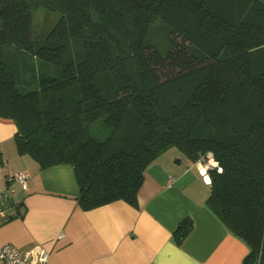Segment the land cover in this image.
I'll list each match as a JSON object with an SVG mask.
<instances>
[{
  "label": "trees",
  "instance_id": "16d2710c",
  "mask_svg": "<svg viewBox=\"0 0 264 264\" xmlns=\"http://www.w3.org/2000/svg\"><path fill=\"white\" fill-rule=\"evenodd\" d=\"M33 7L58 16L44 37ZM9 47L43 69L28 78ZM0 117L20 154L73 166L84 210L135 204L172 147L211 153L206 204L250 246L245 263L264 264V0H0Z\"/></svg>",
  "mask_w": 264,
  "mask_h": 264
},
{
  "label": "crops",
  "instance_id": "0c3cea01",
  "mask_svg": "<svg viewBox=\"0 0 264 264\" xmlns=\"http://www.w3.org/2000/svg\"><path fill=\"white\" fill-rule=\"evenodd\" d=\"M17 132L13 119L0 117V191L9 176L29 174L8 200L9 219H0V246L41 245L50 264H246L250 246L206 204L207 171L180 151L163 153L147 169L135 204L84 210L73 166L41 168L19 153ZM187 218L193 229L178 242L174 232Z\"/></svg>",
  "mask_w": 264,
  "mask_h": 264
},
{
  "label": "built area",
  "instance_id": "2783aa9c",
  "mask_svg": "<svg viewBox=\"0 0 264 264\" xmlns=\"http://www.w3.org/2000/svg\"><path fill=\"white\" fill-rule=\"evenodd\" d=\"M206 163L201 164L202 169L207 171L210 167H217L209 153ZM29 174L26 172L16 173L6 180L7 187L0 191V219L7 220L10 216L8 200L14 192L16 184L27 186ZM0 264H50L49 251L41 245H32L26 249L18 248L12 244L0 246Z\"/></svg>",
  "mask_w": 264,
  "mask_h": 264
},
{
  "label": "rangeland",
  "instance_id": "374dc122",
  "mask_svg": "<svg viewBox=\"0 0 264 264\" xmlns=\"http://www.w3.org/2000/svg\"><path fill=\"white\" fill-rule=\"evenodd\" d=\"M33 20H34V24H35L36 35L38 37H44L53 28L56 21L58 20V16L53 14V13H50V12H48L42 8L33 7ZM165 35H166L165 27H163L160 24H156V25L152 26L151 35H150L149 39L154 44L152 47L153 50H156L158 48L163 52V49L165 47H167V45H166L167 37L164 38ZM14 51H19V50H16L13 47L7 48V53L11 57H12ZM156 51L154 52V54H156ZM14 54H15V56L19 57V58H17V65L21 68V70L29 72V73L25 74V76L27 75L28 78L31 79V75L33 76L37 73V70L41 71L43 69V67L38 66V65H36V68H35V63H34L35 59L32 56H25L26 60H24L23 61L24 64H22V63H20L21 58H22L21 54H19V52L14 53ZM10 60H11V58H10ZM13 60L14 61H12V62L14 63L15 59H13ZM33 72H35V73L33 74ZM168 151L179 152V150L176 147H172Z\"/></svg>",
  "mask_w": 264,
  "mask_h": 264
}]
</instances>
